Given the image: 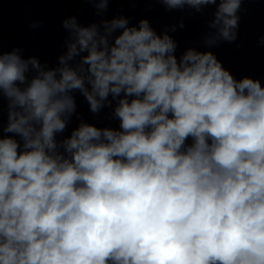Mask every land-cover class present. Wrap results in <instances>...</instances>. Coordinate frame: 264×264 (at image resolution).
Segmentation results:
<instances>
[{"label":"clouds","instance_id":"clouds-1","mask_svg":"<svg viewBox=\"0 0 264 264\" xmlns=\"http://www.w3.org/2000/svg\"><path fill=\"white\" fill-rule=\"evenodd\" d=\"M84 2L96 19L62 21L55 66L0 50V264H264V84L211 50L178 58L183 20L158 34ZM156 2L214 8L211 48L250 0ZM75 93L119 127L85 121Z\"/></svg>","mask_w":264,"mask_h":264}]
</instances>
